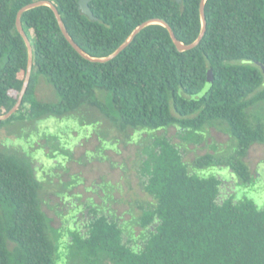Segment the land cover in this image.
Wrapping results in <instances>:
<instances>
[{"label":"trees","instance_id":"obj_1","mask_svg":"<svg viewBox=\"0 0 264 264\" xmlns=\"http://www.w3.org/2000/svg\"><path fill=\"white\" fill-rule=\"evenodd\" d=\"M35 1L0 0V54L7 57L0 68V115L17 103L26 79L29 51L17 15ZM51 1L77 44L94 57L111 55L152 19L168 22L186 44L202 29V0H93L97 19L81 11L80 0ZM206 16L207 32L193 49L179 51L168 28L154 23L114 59L94 62L69 42L50 6L26 11L22 21L34 48L33 73L20 109L0 121V129L14 121L38 125L86 105L122 130L179 125L196 144L207 126L227 124L235 139V154L226 162L230 175L243 182L240 187L251 186L245 158L254 144L264 143V124L249 116L264 101V0H207ZM208 68L214 82L199 96ZM41 76L58 101L37 96ZM148 146L143 201L136 205L142 229L157 224L139 250L124 241L119 222L98 209L87 233L75 228L72 241L59 236L41 207L32 166L0 149V264H56L58 257L82 264H264V208L233 197L219 203L222 180L194 173L170 138L157 136ZM222 162L207 154L195 164L216 168ZM252 188L257 189H245Z\"/></svg>","mask_w":264,"mask_h":264},{"label":"rangeland","instance_id":"obj_2","mask_svg":"<svg viewBox=\"0 0 264 264\" xmlns=\"http://www.w3.org/2000/svg\"><path fill=\"white\" fill-rule=\"evenodd\" d=\"M6 62L7 57L0 54V68ZM213 82V70L208 68L207 82L199 96L205 94ZM37 96L48 102L59 100L44 76L40 78ZM101 99H104L102 94ZM249 116L254 124L258 121L264 124V101L250 108ZM202 134V142L196 144L189 141L190 133L184 132L179 125L159 130L130 127L122 130L99 109L86 105L65 117H47L38 125L27 121L7 123L0 129V149L32 166L40 183L41 207L48 218L54 217L51 227L60 229L65 215L76 213L68 216V224L87 233L94 209H98L99 214L118 221L124 228V241L139 250L157 224L142 229L140 209L136 205L143 201L140 195L146 181L141 174L142 162L149 151L148 145H152L157 136H166L177 143L194 173L199 171L200 176H216L222 180L219 203L233 197L236 202L251 201L264 208V143L254 144L245 158L253 177L251 187L257 188L245 189L240 187L242 181L230 175L233 169L226 163L235 154V139L230 135L229 126L217 123L207 126ZM70 143L74 145L72 151L68 149ZM38 150L55 164L50 174L40 157H34ZM207 154L224 162L216 168L197 166V158ZM59 155L65 158L59 157L57 161ZM227 167L228 170L223 169ZM117 190L119 193L114 196ZM57 194L68 195V199ZM71 231H63L66 241H72ZM56 264L82 263L63 262L58 257Z\"/></svg>","mask_w":264,"mask_h":264},{"label":"water","instance_id":"obj_3","mask_svg":"<svg viewBox=\"0 0 264 264\" xmlns=\"http://www.w3.org/2000/svg\"><path fill=\"white\" fill-rule=\"evenodd\" d=\"M93 0H80V9L83 13L87 14L91 19H97L93 13V11L91 10L90 7V2ZM181 2V0H176ZM206 1L207 0H202L201 5H200V12H201V19H202V29L201 32L198 36V38L190 43V44H186L183 41H181L180 39L177 38L173 28L170 26V24L168 22H166L165 20L162 19H152L149 21H146L144 23H142L141 25H139L134 31L133 33L130 35L129 39L124 42L114 53H112L109 56L106 57H94L91 56L90 54H88L87 52H85L78 44L77 42L74 40V38L72 37V35L70 34L62 15L59 12V9L57 8V6L51 1V0H38L32 3H29L27 5H25L24 7H22L20 9V11L18 12L17 15V29L20 32V34L23 36L26 45L28 47V51H29V64H28V70H27V75H26V79L23 85V88L21 90V93L19 95L18 101L17 103L14 105V107L8 111L6 114L0 115V121H4L7 120L8 118H10L13 114H15L21 107L22 103H23V99L25 94L27 93L30 81H31V77H32V73H33V67H34V48L32 45V42L24 28V24L22 21V16L23 14L33 8L42 6V5H48L50 6L59 21V24L61 26V29L64 33V35L66 36V38L69 40V42L87 59L94 61V62H108L112 59H114L115 57H117L124 49H126L128 47V45L134 40V38L148 25L150 24H154V23H159L162 24L163 26L167 27L168 30L170 31L171 37L174 40V43L176 44L177 48L179 51H187L190 49L195 48L196 46H198L201 41L203 40L206 32H207V16H206ZM264 70V67H263Z\"/></svg>","mask_w":264,"mask_h":264},{"label":"flooded vegetation","instance_id":"obj_4","mask_svg":"<svg viewBox=\"0 0 264 264\" xmlns=\"http://www.w3.org/2000/svg\"><path fill=\"white\" fill-rule=\"evenodd\" d=\"M43 154V152L41 151V150H38L35 154H34V157L35 158H39L40 157V159H41V161L44 163V165H45V167H46V172L48 173V174H50L51 172H53L52 171V169H54L52 166L53 165H55L53 162H52V160L51 159H47L44 155H42ZM47 160H48V162H47ZM57 161H58V159H57ZM48 170V171H47ZM251 186H245V188H250ZM115 193L116 194H118L119 193V190H117L116 192H114V196H115ZM58 195V197H60V198H62V197H64L65 198V200H67L68 199V195H65V194H57ZM116 200V199H115ZM56 215H59L58 213H56ZM76 215V213H71L70 215H65V217H64V220L61 222V228L60 229H56V231L58 232V234H59V236L60 235H63V231H65V230H69V231H71L70 229H75V227H73L72 225H71V223H69L68 224V216H75ZM60 216V215H59ZM59 216H58V218H59ZM57 217V216H56ZM54 218V217H53ZM51 219V221H54V219ZM61 218V217H60ZM67 225V227H65ZM60 245L61 246H64V239L63 238H60Z\"/></svg>","mask_w":264,"mask_h":264},{"label":"snow or ice","instance_id":"obj_5","mask_svg":"<svg viewBox=\"0 0 264 264\" xmlns=\"http://www.w3.org/2000/svg\"><path fill=\"white\" fill-rule=\"evenodd\" d=\"M262 206H264V204H262Z\"/></svg>","mask_w":264,"mask_h":264}]
</instances>
